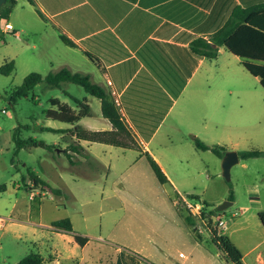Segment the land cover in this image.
Listing matches in <instances>:
<instances>
[{
	"label": "crops",
	"instance_id": "crops-1",
	"mask_svg": "<svg viewBox=\"0 0 264 264\" xmlns=\"http://www.w3.org/2000/svg\"><path fill=\"white\" fill-rule=\"evenodd\" d=\"M261 2L264 0H16L10 18L14 11L20 16L17 28L9 20L5 23H11L20 34L25 32L27 58L30 60L31 55L38 57L33 60L34 70L46 74L66 67L86 73L92 81L109 91L113 90L121 120L129 127L138 146L136 149L79 140L82 150L73 153L75 162L70 166L83 167L87 172L80 175L90 180H100L112 168H120L129 187L136 193L135 197L145 196L149 188L165 185L157 180L143 154L148 152L169 179L167 184L171 190L168 198L176 210L172 215L174 228L187 247V252L182 256L178 254L177 259L162 246H151L144 252H137L114 233L88 234L76 229L69 218L74 231L87 236V241L79 245L70 233L56 230L51 225L53 220L50 221L46 230L41 229L36 234L37 241H34L35 245L44 246L46 256L38 252L42 264H220L210 235H203L201 241L197 240L185 221L186 210L175 200L181 191L161 161L159 147L173 143L179 130L191 136L193 142V137L199 138L202 126L209 121L211 59L194 53L190 42L195 37H207L220 28L236 5L246 7ZM20 34L16 38H20ZM225 50L224 46H220L216 58ZM83 98L91 113L80 117L74 125L89 130H111L110 121L101 113L100 100L96 98L94 108L91 97L80 99ZM58 101L78 111L72 99L73 104ZM37 126L58 129L59 140L50 143L56 145L58 151L75 140L67 132L73 124L59 121L56 126ZM112 152L118 156L129 152L133 158L123 165L118 161L111 162L109 155ZM142 158L148 162L149 168L139 167ZM15 186L20 187L19 183ZM113 196L121 205L112 204V208L123 209V215L138 204L132 200L133 196L129 197L126 193ZM230 201V205L235 203L234 195ZM29 206L28 215L33 209L31 201ZM180 207L183 215L179 213ZM252 210L257 216V211L264 210V206L241 205L239 219L235 218V212H230L231 218L223 225L224 229L220 230V227L217 230L240 250L243 264H264V228L258 219L262 238L255 242V233L249 229L252 219L248 211ZM29 226L28 220L8 221L2 228L0 241L5 232L33 230ZM12 237L19 238L20 235L13 233Z\"/></svg>",
	"mask_w": 264,
	"mask_h": 264
},
{
	"label": "rangeland",
	"instance_id": "rangeland-1",
	"mask_svg": "<svg viewBox=\"0 0 264 264\" xmlns=\"http://www.w3.org/2000/svg\"><path fill=\"white\" fill-rule=\"evenodd\" d=\"M11 15L12 18L9 13L7 19H0L1 29L7 20L17 28L20 16L16 11ZM25 40V32H21L20 38L6 30L0 34V65L4 59L15 62L11 74L0 73V215L9 217L11 221L28 220L33 230L5 232L0 241V264H14L30 251L46 256L44 246L34 244L37 241L35 236L41 229L46 230L50 221L63 217L71 218L76 229L88 234L112 232L137 252H144L151 246H162L175 259L179 252L186 253V243L174 228L172 215L176 210L168 198L170 185L149 188L147 195L135 197L136 193L129 187L120 168H112L100 180H90L80 175L87 172L83 167L70 166L64 150L37 145L23 147L16 152L12 134L18 124L31 126L29 130L21 131L22 138L33 136L47 144L59 140V132L41 130L37 126L59 124L58 120L45 118L46 109L57 108L51 104L52 98L73 104L68 93L78 98L88 96L93 107L96 106V97L71 82L62 83L60 87L40 82L26 97L11 101L10 92L36 68L33 60L38 57L31 55L30 60L27 58ZM209 87V121L202 126L199 139L207 144H220L227 150L264 149V88L258 78L225 50L218 58L210 60ZM160 146L161 161L178 184L180 195L197 200L203 197L208 203L204 206L208 212L224 201L221 199L228 196L230 189L233 190L235 203L224 210H216L223 221L231 218L230 212H235V218L239 219L241 205L264 206V156L239 159L231 166L230 178L226 180L222 175L221 158L210 149L197 150L188 134L179 130L173 143ZM128 153L118 156L112 152L109 159L123 165L133 158ZM142 161L139 167L149 168L148 162L143 158ZM32 175L39 176L50 187L59 188L61 194L44 190L41 186L30 191L34 187L30 180ZM16 183H19V188ZM31 192L41 193V198L28 215ZM119 193L133 196L132 200L138 203L136 208L124 215L123 209L112 208V204L121 205L113 196ZM179 210L183 215L181 207ZM248 213L252 219L249 229L254 231L256 242L262 238V228L256 213L253 210ZM222 227L220 230L224 229ZM2 230L0 228V235ZM13 233L20 237L13 238Z\"/></svg>",
	"mask_w": 264,
	"mask_h": 264
},
{
	"label": "trees",
	"instance_id": "trees-1",
	"mask_svg": "<svg viewBox=\"0 0 264 264\" xmlns=\"http://www.w3.org/2000/svg\"><path fill=\"white\" fill-rule=\"evenodd\" d=\"M30 1L32 2V0ZM15 3L16 0L5 1L0 7V19H7ZM1 33L2 30L0 27V34ZM63 40L70 44L66 38L63 37ZM220 46H224L227 50L237 55L244 68L250 74L257 77L260 85L264 88V2L246 7L236 5L220 28L207 37H195L190 42V48L194 53L209 59L217 57ZM14 68L15 63L13 59H4L3 63L0 65V73L4 75L11 74ZM40 82H44L50 87H60L61 84L65 82H71L81 86L89 95L100 100L101 113L112 125L111 130H89L78 124L74 125L80 117L90 115L91 113L86 99H80L68 93L78 107V111L75 112L69 105L60 103L57 98H52L50 102L52 105H56L57 108L46 109L44 111L45 118L73 124V127L67 130V132H69L71 136H74L75 140L64 149L70 164L75 162L73 160V153H80L82 150L79 140H89L138 149L129 127L121 120L118 108L110 91L104 86L92 81L90 76L86 73L71 71L66 67H61L55 71H49L46 74L31 71L26 74L21 83L15 86L10 92L9 99L14 101L17 97H26L29 91ZM30 128L31 126L29 124H18L14 127L12 138L15 142L16 152L18 149L28 146L40 145L47 148L56 146L54 144H47L43 140H38L33 136L22 138L21 131L29 130ZM40 129L58 132V129H53L51 127H40ZM193 143L197 149H210L213 154L220 158L226 151L222 145H208L195 136L193 137ZM237 152L241 159L264 156V149H246ZM143 154L146 156L157 180L162 184L169 183V179L157 161L148 152L144 151ZM30 177L34 184V187H32L30 191L37 186H41L42 188L48 187L49 190L55 194H61L62 191L59 188L50 187L37 175H32ZM189 195L193 197L197 196L195 194ZM40 198V195H32L30 198L32 208H35V206L40 203ZM227 198L228 200H233L232 189H230ZM202 202L204 206L208 205L204 199ZM216 210L217 206L206 215L208 226H212V214L215 215ZM184 218L189 226L193 223L187 211L185 212ZM257 218L264 228V210L257 211ZM51 225L56 230L70 233L79 245L85 244L88 239L87 236L74 231L69 217L53 220ZM193 233L197 240H202L201 236L197 235L194 231ZM210 242L215 245L218 251L220 264H243L240 250L226 235L221 234L214 226L210 228ZM14 264H42V257L38 252L30 251Z\"/></svg>",
	"mask_w": 264,
	"mask_h": 264
},
{
	"label": "built area",
	"instance_id": "built-area-1",
	"mask_svg": "<svg viewBox=\"0 0 264 264\" xmlns=\"http://www.w3.org/2000/svg\"><path fill=\"white\" fill-rule=\"evenodd\" d=\"M6 31H11L14 36L19 37V33L13 29V26L11 23L6 22L3 27ZM108 84H110V81H108ZM111 95L113 96L114 102L116 106L118 105V100L115 97L114 91H110ZM44 189V188H42ZM45 190V189H44ZM45 191H43L44 193ZM41 193H30V198L32 195ZM178 204H182V206L186 209L188 215L192 218L193 223L190 225V228L193 229V231L199 235H210V228L216 227V229L222 227L225 224V221L222 220V217L215 214L212 216L213 218V224L212 226H208V221L206 215L208 214V211L205 210L204 204L202 202V199H193L188 196L178 195V197L175 199ZM10 220L9 217L1 216L0 215V228H3L6 223ZM180 256L183 255V253H179Z\"/></svg>",
	"mask_w": 264,
	"mask_h": 264
},
{
	"label": "water",
	"instance_id": "water-1",
	"mask_svg": "<svg viewBox=\"0 0 264 264\" xmlns=\"http://www.w3.org/2000/svg\"><path fill=\"white\" fill-rule=\"evenodd\" d=\"M6 0H0V7L5 3ZM239 161V155L236 150H226L221 157L222 175L226 180L230 178V168L233 164ZM231 204L230 200H224L217 205L218 210H224Z\"/></svg>",
	"mask_w": 264,
	"mask_h": 264
}]
</instances>
